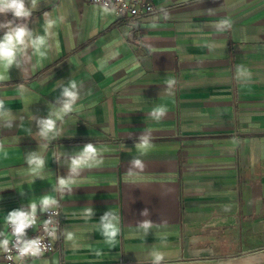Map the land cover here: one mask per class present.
Masks as SVG:
<instances>
[{
	"label": "crops",
	"instance_id": "1",
	"mask_svg": "<svg viewBox=\"0 0 264 264\" xmlns=\"http://www.w3.org/2000/svg\"><path fill=\"white\" fill-rule=\"evenodd\" d=\"M148 1L135 25L0 12L27 29L0 65V264L9 215L49 206L56 249L19 264H264V0Z\"/></svg>",
	"mask_w": 264,
	"mask_h": 264
},
{
	"label": "built area",
	"instance_id": "2",
	"mask_svg": "<svg viewBox=\"0 0 264 264\" xmlns=\"http://www.w3.org/2000/svg\"><path fill=\"white\" fill-rule=\"evenodd\" d=\"M57 1V0H56ZM88 3L111 8L115 15L122 21L135 25L142 17L157 10L148 0H84ZM27 217L28 226L22 233L15 232L16 225L7 223L9 237L4 244L2 253L3 264H19L26 258L42 256L56 249L55 238L58 231L60 211L56 206H49L39 214L21 207L18 211ZM35 243L38 249L35 255L28 253L21 255V250L26 244Z\"/></svg>",
	"mask_w": 264,
	"mask_h": 264
},
{
	"label": "clouds",
	"instance_id": "3",
	"mask_svg": "<svg viewBox=\"0 0 264 264\" xmlns=\"http://www.w3.org/2000/svg\"><path fill=\"white\" fill-rule=\"evenodd\" d=\"M37 0H32L33 5H35ZM5 11H11L14 15V17H27L30 15V12L25 8L24 0H0V12ZM11 22H9L10 24ZM27 35V29L25 27H16L14 29H11L10 31L6 32L3 36V38H0V65H3L5 68L10 66L14 59L16 52L18 51V45H21L24 43L25 36ZM43 43L42 38H38V40L32 41V44L34 47L38 48L39 44ZM3 77L0 76V79ZM64 95L69 98H74V93L65 90ZM0 106H2V102H0ZM70 105L66 104L65 108H69ZM160 114H163V109L158 110ZM157 119H159V116H157ZM53 128V122L51 120H48L44 124V134H46L49 131H52ZM147 147V142L142 141L141 145H138V147ZM87 152H95V148L92 145H88L86 147ZM79 161H73V167L79 165ZM133 163L140 168H143V164L140 160H134ZM61 183L63 184L64 181L62 180ZM54 201L50 200L49 198H44L42 203L47 206L49 203H53ZM9 219L13 224L16 225L15 232L17 234L22 233L26 226H28L27 223V217L24 213L19 212L15 214H10ZM114 234V233H113ZM4 244H7V241L4 242ZM38 249L35 246V243L26 244L23 249L21 250V255L31 253L35 255L37 253ZM163 259V254L158 253L155 254V261L156 264H159V261Z\"/></svg>",
	"mask_w": 264,
	"mask_h": 264
}]
</instances>
